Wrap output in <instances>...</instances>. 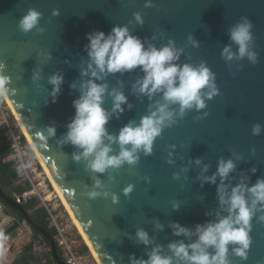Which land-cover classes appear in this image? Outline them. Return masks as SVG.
Segmentation results:
<instances>
[{
    "label": "water",
    "instance_id": "water-1",
    "mask_svg": "<svg viewBox=\"0 0 264 264\" xmlns=\"http://www.w3.org/2000/svg\"><path fill=\"white\" fill-rule=\"evenodd\" d=\"M145 0H0V61L6 66V75L11 77L10 92L5 95L26 131L45 169L66 202L68 210L82 230L83 236L96 254L99 264H129V254L147 259V253L155 245L162 246V254L171 255L169 242L184 240V236L172 235L171 222H178L190 230L197 224L214 221L222 211L217 201V176L215 184L197 179L216 172L219 159H232L236 168L224 181L228 190L237 184L241 176L245 183L254 184L264 178V0H152L153 7L145 8ZM34 8L42 16L37 27L25 34L18 30L19 19ZM59 14L52 16V10ZM140 12L143 25L133 19V12ZM241 16L253 24L252 48L258 53V63L252 65L244 60L229 63L221 57V50L231 45L228 29ZM113 25H127L132 35L141 38L145 47L152 44L159 48L169 39L183 52L176 63L198 65L202 60L216 75L219 95L206 100L207 107L188 110L183 120L163 130L157 137L152 155L139 153L136 166L123 165L118 170L108 169L105 173L85 170V161H73L72 153L80 149L71 144H60L67 132V124L74 116L73 100L80 96V84L89 79L81 76L86 68L88 56L86 33L103 31L109 33ZM191 35L199 42L193 47L187 37ZM39 73L33 80L32 74ZM53 74L63 76L56 102L49 95L52 86L48 78ZM144 73L140 68L129 72L108 74L104 80L108 91L117 89L127 97L122 105L123 113L112 115L105 125L108 133L115 136L120 128L130 121L138 124L148 114L149 104L163 103L157 93L149 100L134 94L132 85ZM75 83V88H70ZM15 89L12 94L11 89ZM102 107L112 108V98L104 94ZM173 110L177 106H170ZM204 113H208L204 116ZM197 117H203L197 119ZM255 123L262 125L259 135H252ZM55 127V135L47 137L46 129ZM43 133L45 140L39 139ZM107 143V141H105ZM175 145V149H170ZM116 154L118 145H111ZM255 148V153L250 148ZM172 151L174 164L165 162ZM237 156L240 159H237ZM201 160L200 165L194 163ZM204 165L207 171L201 172ZM256 172L252 173L251 168ZM187 169L181 171V169ZM173 173L179 179H173ZM113 179L109 180V176ZM148 176L151 182H145ZM94 178L106 185L105 190L118 195V203L111 198L89 199L85 193L93 189ZM134 185L125 197L122 189ZM99 191V189H96ZM0 199L17 210L28 226L46 238L56 264H65L58 257L54 237L37 226L22 205L7 196L0 187ZM178 204L174 210L173 203ZM260 213L258 212L257 215ZM159 223L162 228H155ZM143 229L151 244L145 246L136 240V230ZM252 244L248 259L240 261L231 255V264H258L264 260V225L255 217L252 221ZM193 235L191 240H195ZM231 247V246H230Z\"/></svg>",
    "mask_w": 264,
    "mask_h": 264
},
{
    "label": "clouds",
    "instance_id": "clouds-1",
    "mask_svg": "<svg viewBox=\"0 0 264 264\" xmlns=\"http://www.w3.org/2000/svg\"><path fill=\"white\" fill-rule=\"evenodd\" d=\"M145 8L153 7L152 0H145ZM59 14L58 9L52 10V16ZM134 21L143 25L142 14L133 12ZM42 13L34 8H30L18 21L17 28L22 33H29L34 28L37 32H42L38 26ZM253 24L246 16L240 19L228 29L229 39L237 46L236 51H232L231 45H226L221 50V57L225 63L233 60H244L250 64L258 63V53L253 50L252 44L254 36L252 32ZM88 40L86 45L87 56L89 58L86 68H82L80 75L88 76L80 84V96L73 100L74 116L67 124V132L60 144H71L81 151L73 152V161H85V170L93 173H105L108 169L118 170L123 165L136 166L139 162V153L144 156L152 155L153 144L157 137L161 136L163 130L177 124L178 120H183L188 110H196L207 107L206 100H211L219 95L216 84V75L207 66L205 61L198 65L189 63L178 64L182 48L175 46V42L169 39L167 44L157 48L152 44L145 47V42L141 38L130 33L127 25H113L109 33L94 31L85 34ZM193 47H198L199 42L191 35L187 37ZM140 68L144 75L138 78L132 85L134 94L146 96L149 100L157 93L161 94L163 103L157 101L149 104L148 114L142 116L138 124L129 122L120 128L119 132L113 136L108 133L105 125L112 115L123 113L122 105L127 104L129 109L131 104L127 103V97L122 91L112 89L108 91L106 83H96L104 80L108 74L124 73ZM7 66L0 61V96L9 94V84L11 77L6 75ZM32 79H39V73L34 72ZM63 76L53 74L48 78V83L52 86L49 95L52 103L56 102V97L60 92V85ZM75 88V83L69 86ZM12 94L16 90L11 89ZM112 98L111 110L102 107L104 94ZM177 106L173 110L170 106ZM207 116L208 113H204ZM203 117H197L201 119ZM262 131V125L255 123L252 125L251 133L256 136ZM47 137L55 135V127L49 126L46 129ZM47 137L39 133V139L45 140ZM107 141V143H105ZM118 145L119 151L112 153L111 145ZM175 145H170V149H175ZM255 153V148H250ZM237 159H240L237 156ZM165 162L174 164L172 151L167 153ZM194 163L201 164V160L196 158ZM29 165L21 164L20 170H24ZM204 165L201 172L207 171ZM236 168L232 159L217 161L216 172L211 176H198L197 179L215 184L219 176L220 183L217 185V201L220 209L226 211L227 215L221 216L218 212L214 221L204 224H197L194 230L182 226L178 222H171L169 227L172 235L176 237L184 236L190 242L176 240L167 245L171 255L162 254V246L155 245L146 254L147 259L138 258L134 254H129V264H231V255L239 258L240 261L248 259V252L252 244L253 218L261 225H264V178H257L254 184L245 183L246 176H241L240 181L228 190L224 181ZM187 169L182 168L181 171ZM252 173L256 168L250 169ZM173 179H179L178 173H173ZM113 177L110 175L109 180ZM145 182L150 183L148 176L143 177ZM106 185L98 178H94L93 189L85 193L89 199L98 197L111 198L113 204L118 203L116 193L106 191ZM96 189H99L97 191ZM134 189V185L128 184L122 189V193L127 197ZM174 210L178 209V204H172ZM260 213L257 215V213ZM155 228L160 229L162 225L158 222ZM195 235L196 239L191 240ZM136 240L145 246L152 243L149 235L143 229H137ZM231 246V247H230ZM264 264V260L258 262Z\"/></svg>",
    "mask_w": 264,
    "mask_h": 264
},
{
    "label": "rangeland",
    "instance_id": "rangeland-1",
    "mask_svg": "<svg viewBox=\"0 0 264 264\" xmlns=\"http://www.w3.org/2000/svg\"><path fill=\"white\" fill-rule=\"evenodd\" d=\"M11 120L14 123L15 128L20 133V135L22 134V136H24L21 130L18 128V125L16 123L14 116L12 117ZM25 141H26V146H27L26 152H27V157L29 160V166L31 169L34 170V174L31 175L32 180L30 181H32L35 185L40 184V187L38 188L39 190L38 193L40 194L42 199H45L47 197L49 198L47 201V204L51 211L54 210L56 214H60L61 216H64L70 219L69 215L65 211L64 206L62 205L61 200L59 199L58 195L55 193V190L52 184L46 177L44 171L42 170L41 165L38 163V160H36L34 156V152L31 150L30 146L28 145L26 138H25ZM13 160L15 161V166H14L15 169L19 173L23 174V178L21 179V181L16 182L13 186L6 188V191L9 193H13L16 190L15 188L17 186H22L23 188L31 189L32 182H30L29 179L24 175L23 170L22 171L20 170L19 160L14 159V157H13ZM33 197L37 198L40 201V198L37 195H33ZM14 222H15V219H13V217H11L10 215H7L5 208L0 203V232H3L9 229L13 225ZM32 237H33V234H32L31 228L28 226V224H26V222H18L17 228L15 229L14 232H12L11 234L1 236L0 237V259H1L0 262L2 263L0 264H11L15 260V258L19 255L22 247L25 244H27L32 239ZM71 238L73 239V241L79 248L80 246L82 247V245H85L82 237L80 236V234L78 233V230L76 229L74 225H72V229H71ZM38 242H40V249H39L40 251L37 249L36 250L37 252H48L49 251L48 245L44 243L41 238L40 239L38 238Z\"/></svg>",
    "mask_w": 264,
    "mask_h": 264
},
{
    "label": "trees",
    "instance_id": "trees-1",
    "mask_svg": "<svg viewBox=\"0 0 264 264\" xmlns=\"http://www.w3.org/2000/svg\"><path fill=\"white\" fill-rule=\"evenodd\" d=\"M21 141L24 145H26L25 138L21 136ZM27 148V146H26ZM13 150L11 149V144L8 142L7 137L5 135V129L0 128V187L4 191V193L12 197V194H21L27 188H23L22 186H17L13 193H9L6 191V188L13 186L16 182L21 181L23 178V174L19 173L15 169V161L13 160ZM0 203L5 208L7 215H10L15 219L13 225L3 231L0 232V237L11 234L17 228L18 222H24L23 216L15 209L8 206L3 200L0 199ZM23 208L28 212L32 221L39 227L43 228L49 235L55 237L56 232L53 228L49 226L48 222V212L41 205V202L33 197L23 205ZM18 221V222H17ZM33 237L32 239L25 244L19 255L15 258V260L11 264H56L52 258V254L50 252V245L46 238L42 237L37 231L31 229ZM41 237L49 247L48 252H37L36 250V242L38 238ZM88 251V248L85 245L80 246V252L85 253ZM58 257L61 258V253L58 250Z\"/></svg>",
    "mask_w": 264,
    "mask_h": 264
},
{
    "label": "built area",
    "instance_id": "built-area-1",
    "mask_svg": "<svg viewBox=\"0 0 264 264\" xmlns=\"http://www.w3.org/2000/svg\"><path fill=\"white\" fill-rule=\"evenodd\" d=\"M12 117L13 114L9 109L4 96H0V128L5 129V135L7 137L8 142L11 144V149L14 153V159H18L20 165H29V160L26 152V145L22 143V134L20 135V133L15 128V125L11 120ZM23 173L29 179V181L32 180L31 175L34 174V170L31 169L30 166L26 167L23 170ZM39 187L40 184L35 185L32 182L31 189L28 188L24 190L20 195L13 194V200L17 204L23 206L28 200L33 198V195H37L40 198L42 205L48 212L49 226L53 228L56 232V235L54 237L55 244L57 246V249L61 253V260L65 264H99L96 258L89 252V250L85 253L80 252V248L75 244V242L71 238V229L73 225L72 220L68 219L67 217L61 216L60 214H56L54 210L51 211L47 204V200L42 199L40 194L38 193ZM40 238L41 237H39V239ZM36 249H40V242L38 241L36 242Z\"/></svg>",
    "mask_w": 264,
    "mask_h": 264
},
{
    "label": "bare ground",
    "instance_id": "bare-ground-1",
    "mask_svg": "<svg viewBox=\"0 0 264 264\" xmlns=\"http://www.w3.org/2000/svg\"><path fill=\"white\" fill-rule=\"evenodd\" d=\"M4 98H5V100H6L7 104H8V107H9V109L11 110V112H12V114H13L15 120H16V123H17V125H18V128L21 130V132H22L23 135L25 136V138H26V140H27V142H28V145L30 146L31 150L34 152V156H35L36 160H38V163L41 165L42 170L44 171L46 177L48 178V180H49L50 183L52 184V186H53V188H54V190H55V193L58 195L59 199L61 200L62 205H63L64 208H65V211L67 212V214L69 215L70 219L72 220L73 225H74V226L76 227V229L78 230V233H79L80 236L82 237L83 242L85 243V245L88 247L89 252H90V253L96 258V260L98 261V258H97V256H96V254L91 250L90 244L88 243V241L86 240V238L83 236V234H82V230L80 229L79 225L76 224L74 216L72 215V213L69 212L66 202L62 199L61 194L59 193V191H58V189L56 188L55 184L53 183V181H52L50 175L48 174L47 170L45 169V167H44L42 161L40 160V158H39V156H38V154H37L35 148L33 147L32 143H31V141H30V139H29V137H28L26 131L24 130L23 126L21 125L19 119L17 118L16 114L14 113V111H13V109H12V107H11V105H10V103H9V101H8V99H7V97H6L5 95H4ZM48 199H49L48 197L45 198V200H47V201H48ZM98 263H99V262H98Z\"/></svg>",
    "mask_w": 264,
    "mask_h": 264
},
{
    "label": "crops",
    "instance_id": "crops-1",
    "mask_svg": "<svg viewBox=\"0 0 264 264\" xmlns=\"http://www.w3.org/2000/svg\"><path fill=\"white\" fill-rule=\"evenodd\" d=\"M5 258H7V257H5ZM1 260V259H0ZM0 263H2V262H0Z\"/></svg>",
    "mask_w": 264,
    "mask_h": 264
}]
</instances>
